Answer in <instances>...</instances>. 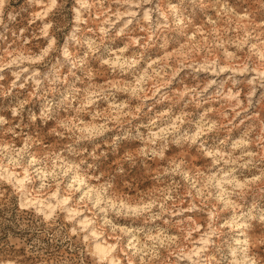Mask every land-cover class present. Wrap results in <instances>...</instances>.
<instances>
[{"label":"clouds","instance_id":"obj_1","mask_svg":"<svg viewBox=\"0 0 264 264\" xmlns=\"http://www.w3.org/2000/svg\"><path fill=\"white\" fill-rule=\"evenodd\" d=\"M0 264H264V0H0Z\"/></svg>","mask_w":264,"mask_h":264}]
</instances>
